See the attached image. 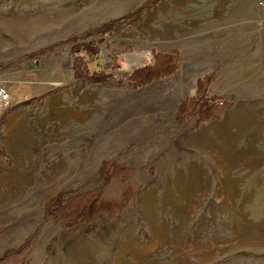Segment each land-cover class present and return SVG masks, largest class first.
Returning <instances> with one entry per match:
<instances>
[{
    "label": "rangeland",
    "instance_id": "rangeland-1",
    "mask_svg": "<svg viewBox=\"0 0 264 264\" xmlns=\"http://www.w3.org/2000/svg\"><path fill=\"white\" fill-rule=\"evenodd\" d=\"M211 1L222 0H0V82L14 103L0 116V150L12 159L8 165L0 156V264H264V176L255 173V166L264 165V88L259 89L264 84H250L254 88L240 91L239 98H207L205 91L208 101L224 102L212 104L219 116L211 120L221 123L228 115L242 123L234 131L243 147L222 151V160L256 164H249L234 187L239 201L230 198L227 209L217 207L222 195L216 189L224 197L229 187L216 186V179H207L206 192L178 180L189 172L181 167L186 158L199 163L209 158L184 145L202 123L184 132L186 120H174L180 104L190 99L179 95L174 78L136 90L116 84L154 65L158 40L170 29L190 35L188 21L211 13L202 8ZM150 2L117 31L84 36ZM259 29L252 46L264 51V25ZM75 36L83 38L78 45L99 42L107 62L119 66L105 70L109 84L75 78L79 54L72 44H62ZM54 45L59 47L43 53ZM260 53L244 59L255 77L264 73ZM89 68L100 71L97 65ZM78 99L79 117H47L51 101L74 106ZM13 112L22 117L6 127ZM51 132L58 136L50 137ZM216 149L209 156L213 161L220 160ZM110 160L133 169L126 184L115 181L102 196L122 200L132 188L136 196L122 211L80 229L45 219L46 197L97 193L103 185L97 167ZM179 200L186 201L176 209Z\"/></svg>",
    "mask_w": 264,
    "mask_h": 264
},
{
    "label": "crops",
    "instance_id": "crops-1",
    "mask_svg": "<svg viewBox=\"0 0 264 264\" xmlns=\"http://www.w3.org/2000/svg\"><path fill=\"white\" fill-rule=\"evenodd\" d=\"M260 3L264 4L262 0H259L257 5H248L244 0L204 2L202 8L210 10L211 13L188 21L187 25L193 26L190 31H187L190 35H182L183 29L172 28L168 31L170 36L166 34V37L163 36L158 40L160 50L156 53L166 55L173 54L175 51L180 53L178 69L174 75L169 76L174 78L175 88L180 91V96L196 98L198 81L208 76H212L213 81L207 89V98H234V96L239 98L244 95V92L240 91L254 88L250 84H264V73H261V77H255L249 67L251 64L246 65L244 60L260 57V52L264 54V51L254 49L252 46L253 36H260L259 26L264 25V13L262 14L261 10L264 6ZM242 103L247 104L246 101ZM73 108L76 109V113L70 114L69 111ZM46 110L47 117H79V99L74 106L67 104L64 100H53ZM8 117L10 119L6 127L11 128L14 120L17 121V117H22V114L13 112ZM197 122V117L187 119L182 125V130L191 131ZM217 122V120H207L200 125L197 132L192 133L191 137L185 138L184 145L187 150L208 155L209 161L199 163L186 158L184 166L181 167L189 172L187 175H182L183 177L179 175L178 180H182L181 184L184 185L199 186L200 188L196 189L199 192H206L203 187L211 184H208L207 179H216V186L232 188V191L229 188L226 190L224 197L220 194L221 189H216L218 195H222V201L217 207L227 209L230 198L239 201L237 196L233 197L235 193L233 189L241 184L240 181L244 179L243 175L249 170V164L253 163H247L248 161L236 163L234 159L222 160L220 156L222 151L225 153L232 151L231 148L237 144L243 147V141L236 138L238 134L234 131V129L241 130L242 123L233 121L228 115L221 123ZM49 136L54 138L58 135L56 132H51ZM49 144L52 146L54 141L51 140ZM213 146L219 147V151L215 150V153H219V161H213L209 157L213 153ZM260 166V164L255 166V173L257 176H264V173H260L261 169L264 170V165ZM99 169L100 165L97 167V172ZM211 170L216 171L215 174ZM168 201L173 202V199L169 198ZM184 201L186 200H179L180 204L176 206V209H180Z\"/></svg>",
    "mask_w": 264,
    "mask_h": 264
},
{
    "label": "trees",
    "instance_id": "trees-1",
    "mask_svg": "<svg viewBox=\"0 0 264 264\" xmlns=\"http://www.w3.org/2000/svg\"><path fill=\"white\" fill-rule=\"evenodd\" d=\"M154 3L150 2L148 6L140 7L136 12L122 17L117 20L110 21L98 28H94L84 36L91 37L94 35H107L108 33L117 31L130 21H135L140 13L146 8L152 6ZM82 37H72L63 45L72 44L74 46L73 52L79 54L73 67L74 76L76 79H83L93 84H109L111 75L105 70L119 68L118 65L109 59V62L102 55L99 47V42H90L88 44L78 45ZM59 45L50 46L43 50L51 52L58 48ZM154 65H147L136 69L131 74L124 75V79L118 81L117 86H124L126 83L133 89H140L146 87L156 80L172 76L178 69V62L180 60V53L175 51L173 54L166 55L153 52ZM90 65H97L100 71L90 70ZM213 77L208 76L203 80L198 81L197 98H190L184 100L178 110L176 120L182 124L191 116L198 118V127L201 123L217 119L218 110L205 99V91L212 83ZM55 93V91L53 92ZM0 156L6 159L7 164H12V159L4 149L0 150ZM133 174V169L124 164H118L113 160L102 162L98 171L99 177L103 180V185L98 188L96 192H85L71 195L68 200H65V193L48 196L45 198V219H53L56 223H63L64 226L72 229H80L86 227L88 224L96 221L101 215L114 216L117 212L122 211L127 204H129L136 196V193L128 189L123 195L122 200H105L102 198L106 187L117 181L126 184Z\"/></svg>",
    "mask_w": 264,
    "mask_h": 264
},
{
    "label": "built area",
    "instance_id": "built-area-1",
    "mask_svg": "<svg viewBox=\"0 0 264 264\" xmlns=\"http://www.w3.org/2000/svg\"><path fill=\"white\" fill-rule=\"evenodd\" d=\"M261 6H264L263 3H260ZM210 104H214L216 106H223L224 102L221 100L209 101ZM14 107L13 99L11 97V93L8 89L0 82V116L5 115L8 111H10Z\"/></svg>",
    "mask_w": 264,
    "mask_h": 264
},
{
    "label": "water",
    "instance_id": "water-1",
    "mask_svg": "<svg viewBox=\"0 0 264 264\" xmlns=\"http://www.w3.org/2000/svg\"><path fill=\"white\" fill-rule=\"evenodd\" d=\"M104 56H105V58H106V60H107V55L105 54V52H104Z\"/></svg>",
    "mask_w": 264,
    "mask_h": 264
}]
</instances>
